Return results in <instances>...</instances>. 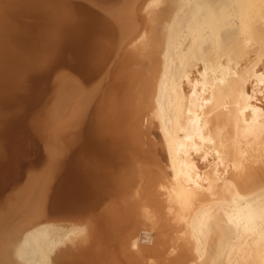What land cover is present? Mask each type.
<instances>
[{
	"label": "bare ground",
	"instance_id": "1",
	"mask_svg": "<svg viewBox=\"0 0 264 264\" xmlns=\"http://www.w3.org/2000/svg\"><path fill=\"white\" fill-rule=\"evenodd\" d=\"M0 204V264H264V0H0Z\"/></svg>",
	"mask_w": 264,
	"mask_h": 264
},
{
	"label": "rangeland",
	"instance_id": "2",
	"mask_svg": "<svg viewBox=\"0 0 264 264\" xmlns=\"http://www.w3.org/2000/svg\"><path fill=\"white\" fill-rule=\"evenodd\" d=\"M159 5V2L158 3H154V4H152L151 6H149L145 11L147 12V10L149 9V13L150 14H153L154 12H155V9L157 8V6ZM152 8V9H151ZM151 11H152V13H151ZM136 45V44H135ZM251 55H253V53L251 54ZM142 58V60H144V61H141V62H139V63H141V64H143L144 63V65L146 66V65H149V62H148V60L146 59L147 58V55L145 54L144 55V53H143V56H141L140 57V59ZM247 59V57L246 58H243L242 59V61L244 60H246ZM145 61H146V64H145ZM243 61V62H244ZM130 62H131V64L132 65H134V63L133 62H135V61H129V62H126V63H128V65L130 64ZM137 62V61H136ZM135 62V64H137L138 65V63H136ZM125 66H127V65H125ZM130 66V68L129 67H126V69L127 68H129V70H128V72H130L131 71V69H132V67H131V65H129ZM135 66V65H134ZM127 70H126V73L128 74V72H127ZM154 112H151V115L149 114V116H148V118L149 117H151V119H153L152 117L154 116ZM155 118V117H154ZM149 131V132H148ZM149 133H150V130L148 129V130H146V134L148 135L147 137L149 138ZM151 133H152V131H151ZM146 141H147V139H146ZM147 143H149V142H147ZM138 146V145H137ZM143 150H145V147L143 146V147H130L129 146V148L127 149V152H125L126 153V155H125V157H127V160L128 161H131V164H130V166H129V168L127 167L126 169H125V172H126V174H127V176L129 177V179H130V177H132V176H135L134 174H133V170L131 169V168H133L132 166L135 164V162L137 163V161L139 162V164H142V165H144V166H147L148 168H152L151 166V162H149V161H147L146 159L148 158V154H147V152H143ZM150 154V153H149ZM129 170V171H128ZM131 175H130V174ZM136 177H138V176H136ZM128 179V180H129ZM141 181L139 180V183H140ZM129 183L130 182H128V183H126L125 184V198H124V207L122 208V213L123 214H125V211H126V213L131 217V218H135L136 219V215H135V213H137L138 214V216L140 215H143L144 216V214H146L147 215V217H143V216H141L139 219H144L145 221H147V225H146V227H148L147 229L148 230H150L148 233L149 234H152V233H154L155 231L153 230H151L149 227L150 226H152L153 224V221H154V218L152 219H150L149 217L150 216H148V210H150V207H143V208H145L144 210H143V214H139L138 212L140 211L139 209H138V207H136L135 205H134V201H135V195H136V193H137V190H138V188L141 186V184H139V183H137V185L132 189L130 186H128L129 185ZM130 187V188H129ZM138 187V188H137ZM159 187V186H158ZM136 188H137V190H136ZM131 191H130V190ZM140 189V188H139ZM162 189V188H161ZM127 190V191H126ZM134 191V192H133ZM163 191V190H162ZM131 192V193H130ZM135 194V195H134ZM127 196V197H126ZM164 196L165 195H159L158 196V199H164ZM126 199V200H125ZM134 199V200H133ZM128 200L129 201H131L132 203H130V202H128ZM4 204V203H3ZM2 204V205H3ZM121 204V203H120ZM120 204H119V206H120ZM164 205H165V203H164ZM0 206H1V204H0ZM119 206H116L115 208H113L114 210V212H113V214L110 212V214L112 215V216H114V217H116V218H118V216H117V214H119V211H120V209H119ZM128 206L130 207V209L128 208ZM165 207H166V205H165ZM167 208L168 207H166V208H162V218H165L164 220H162V222L163 221H167V219L168 220H170L169 218H167L166 216H169V215H173V213L172 214H170L169 212H167ZM165 209H166V211H165ZM124 210V211H123ZM137 210V211H136ZM151 210H152V208H151ZM145 212H147V213H145ZM169 213V215H167ZM160 213L159 212H157V216L159 215ZM166 214V215H165ZM170 217V216H169ZM133 218V219H134ZM146 218L148 219V220H146ZM151 220V221H150ZM176 220H178V219H174L173 218V220H170L171 222H176V223H174V224H176V226H180V223L182 224L183 222L182 221H176ZM145 221H144V223H145ZM150 221V222H149ZM170 221H169V223H170ZM168 222V221H167ZM179 224V225H178ZM148 225H150V226H148ZM153 227V226H152ZM131 228H134V227H129L126 231L125 230H123V231H121V234H124L123 236H125V235H128L129 237H130V235L128 234V232H129V230H131ZM173 228V227H172ZM153 229V228H152ZM152 231V232H151ZM184 231V230H183ZM175 234H168L167 232H164V233H162V235H161V239L160 240H158L155 244H156V248H158V250L157 251H155V250H152L151 252H148L146 255H145V262L147 263V264H166L165 262H169L168 264H171V256L173 257V256H175L176 254H177V252L179 251V249H181L180 248V245L181 244H183V240H184V236L182 237V232L181 231H176V232H174ZM163 234L165 235V234H167V235H165L166 236V239H165V237H163ZM177 237H176V236ZM178 235H179V238H180V241H179V239H177L178 238ZM181 236V237H180ZM137 238L139 239V237L136 235L135 236V238H133V239H131V243H132V245H131V247L132 248H136V247H138V245H137V241H135V240H137ZM170 238H172V239H170ZM178 240V241H175V240ZM172 241L171 242V244H170V242L169 241ZM133 241H135V242H133ZM183 241V242H182ZM172 243H173V245H172ZM178 243V245H176ZM175 244V245H174ZM160 246V247H159ZM162 246V247H161ZM161 249H162V251H161ZM174 250V251H173ZM172 254V255H171ZM121 259L126 263V264H129L127 261H125V257H122L121 256ZM153 259V260H152ZM168 260V261H167ZM241 263H243V262H241L240 261V264Z\"/></svg>",
	"mask_w": 264,
	"mask_h": 264
}]
</instances>
